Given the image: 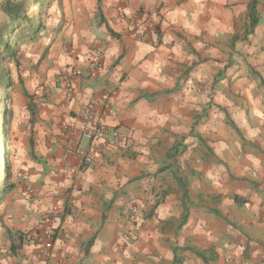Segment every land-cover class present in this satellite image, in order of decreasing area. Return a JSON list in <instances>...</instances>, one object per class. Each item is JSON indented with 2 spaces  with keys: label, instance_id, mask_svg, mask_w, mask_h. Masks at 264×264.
I'll use <instances>...</instances> for the list:
<instances>
[{
  "label": "crops",
  "instance_id": "1",
  "mask_svg": "<svg viewBox=\"0 0 264 264\" xmlns=\"http://www.w3.org/2000/svg\"><path fill=\"white\" fill-rule=\"evenodd\" d=\"M249 2L56 0L49 51L81 74L71 102L62 90L22 103L11 190L27 178L40 197L9 220L0 264H264V0L246 34ZM119 12L156 21L157 36ZM105 96L118 146L83 168L62 160L67 125ZM52 207L66 213L46 249Z\"/></svg>",
  "mask_w": 264,
  "mask_h": 264
},
{
  "label": "rangeland",
  "instance_id": "2",
  "mask_svg": "<svg viewBox=\"0 0 264 264\" xmlns=\"http://www.w3.org/2000/svg\"><path fill=\"white\" fill-rule=\"evenodd\" d=\"M2 1L3 0H0V4ZM38 1L42 2L43 0H34L33 3H30L29 13L30 16L35 19L38 17L40 18L41 27L33 34H31V29L35 26L22 24L21 26H18V28H14L12 30L14 34L13 36H10V42L12 44H18L16 59L13 61L10 59L4 62L0 61V72L8 71L12 79L11 86L7 90L0 88V100H4L6 109L9 113V115H6L5 117L0 116V127L4 126L6 130L5 135L0 132V177L2 176L1 154L2 151L9 149L10 152L6 153L9 162V182L14 185L20 183V177L22 176L20 175L17 164L18 158L16 151L12 150L11 146L12 142L16 140L18 134L17 127L19 125L22 103L27 102L29 97L33 98L36 95L43 99L40 102H45V98L48 95L51 93H61L62 90V96L64 98L65 94L61 74L69 66H73L72 64H60V60L56 54L58 53L57 49L54 50L55 55L51 54L49 51L51 43L53 40H57L60 31V27L58 25L54 26V9H56L58 3H56V0H46L43 4ZM4 20H6V18L0 10V23ZM36 23L37 20L34 21V25ZM249 33H247L246 30V34ZM30 36H32V38L28 39ZM263 42L264 41H261V43H258L257 46L259 47ZM242 54H245V52L238 53V56H242ZM68 56H71V53L68 54ZM79 74H81L80 71ZM23 182L25 183V191L22 190L18 193V190L15 187L5 195L0 203V255H2L1 250L4 247L9 246V250L12 252L15 250V247H12L13 244H9L8 237L5 232L10 223L9 220H11L14 216L17 217V215H20V217L25 215L24 217L29 218L31 213L34 212V207L32 206L33 202L37 201V198L40 197L39 194H35L37 191L31 188V183L27 178L24 179ZM71 187L72 185L70 188ZM68 196L69 201L73 202V187L70 189ZM40 208L41 207H39V209ZM15 209L16 212L11 213V211ZM64 213H66L65 207H61L59 209L52 207L47 216V219L49 220V232L43 236H36V238L43 240L44 243L51 241L52 245L54 235L57 234ZM41 224L39 223V225ZM18 232L22 234L21 230ZM36 234L37 232L30 234L29 238L26 236L24 238L25 242L31 240L32 236ZM15 235L14 241L17 248L22 244V237L16 233Z\"/></svg>",
  "mask_w": 264,
  "mask_h": 264
},
{
  "label": "built area",
  "instance_id": "3",
  "mask_svg": "<svg viewBox=\"0 0 264 264\" xmlns=\"http://www.w3.org/2000/svg\"><path fill=\"white\" fill-rule=\"evenodd\" d=\"M119 17L126 20L133 26L138 38L146 39L157 36L158 24L156 21L146 18L143 25L135 15L125 17L123 12H119ZM96 64L91 65L92 71ZM79 75V70L69 66L61 74L64 87V100L71 102L75 94L74 80ZM111 102L108 96L94 104H85L82 107L79 117H74V122L67 125L64 137L62 160L69 156H74L78 160L80 168L89 166L95 160L100 149L110 150L116 148L120 142L116 133L110 132L105 117L110 111ZM85 145H81V141ZM137 207L132 206L127 213V220L133 222L137 215ZM44 247L51 248V241L44 243Z\"/></svg>",
  "mask_w": 264,
  "mask_h": 264
},
{
  "label": "trees",
  "instance_id": "4",
  "mask_svg": "<svg viewBox=\"0 0 264 264\" xmlns=\"http://www.w3.org/2000/svg\"><path fill=\"white\" fill-rule=\"evenodd\" d=\"M257 0H250L248 4V15H249V24L247 33L251 32L258 23V18L256 16L255 4ZM34 0H3L0 4V10L4 14L6 20L0 23V61L15 60L18 52V44H12L10 42V36H13L14 28H18L22 24L28 26H35L31 29V34L38 31L41 27V20L38 17L37 19L30 16L29 6L30 3H33ZM39 3L41 1H38ZM46 2L43 0L41 4ZM37 20V23L34 25V21ZM12 32V33H11ZM30 36L28 39H31ZM12 79L8 71L0 72V88L7 90L11 86ZM0 116L9 115L8 110L6 109V104L4 100H0ZM0 132L5 135V127H0ZM175 154L177 153V144L173 146ZM10 150L2 151V176L0 177V203L5 197V195L13 188L14 184L9 182V162L6 153H9ZM181 152V151H180Z\"/></svg>",
  "mask_w": 264,
  "mask_h": 264
}]
</instances>
